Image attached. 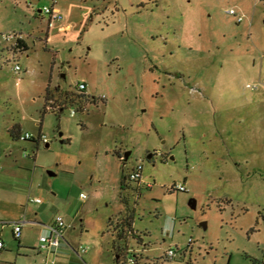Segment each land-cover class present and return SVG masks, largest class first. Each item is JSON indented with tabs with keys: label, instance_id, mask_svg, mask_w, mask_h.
Listing matches in <instances>:
<instances>
[{
	"label": "rangeland",
	"instance_id": "1",
	"mask_svg": "<svg viewBox=\"0 0 264 264\" xmlns=\"http://www.w3.org/2000/svg\"><path fill=\"white\" fill-rule=\"evenodd\" d=\"M0 242V264H264V0H0Z\"/></svg>",
	"mask_w": 264,
	"mask_h": 264
},
{
	"label": "built area",
	"instance_id": "2",
	"mask_svg": "<svg viewBox=\"0 0 264 264\" xmlns=\"http://www.w3.org/2000/svg\"><path fill=\"white\" fill-rule=\"evenodd\" d=\"M41 13L47 17L49 26L55 22H59L62 20V16H61L60 12L57 9H55L54 6H52L51 8L43 7V9L41 10ZM227 14L230 16H234L236 23H240L242 20L240 16H238V17L236 16L234 10H232V9L227 11ZM1 39L3 40V42L10 44V49L13 50L14 52L15 51L18 52L20 49H22V47H20V45L22 44L23 39L18 34L13 33V34L2 35ZM13 71H14V73L19 72L20 71L19 66L15 65L13 68ZM247 87H249V86H247ZM76 89L78 92L83 93L86 90V86L84 83H79ZM70 115L74 116L75 112L70 111ZM20 139L23 141H28V140H32L33 137L26 133L24 135H21ZM38 140L45 141L44 137H42L41 135L38 136L37 141ZM141 173H142V165L137 164L132 169L131 173L128 175L127 180L129 182H137L138 183L141 180ZM174 190H176L178 192H185L186 191L183 186H177L174 188ZM81 197H84V196L81 195ZM31 202L40 203L41 200L37 198V199L31 200ZM21 228H22V224H20V223H15L13 225L12 236L14 239L18 240L20 238ZM65 229H66V226H65L63 220L60 217H56L54 222L52 223V225L49 226V235L48 236H41L39 238V242L41 243V249H49V248L58 247L60 240L63 238V234H64ZM1 247H2V243L0 242V248ZM85 252H86V248H82V247L78 248V253L80 255L84 254ZM127 253H128V250H127ZM175 257H176V252L173 251L172 249H168L162 258L161 264H170L171 260H173ZM122 264H134V257L132 256L128 260H124Z\"/></svg>",
	"mask_w": 264,
	"mask_h": 264
},
{
	"label": "trees",
	"instance_id": "3",
	"mask_svg": "<svg viewBox=\"0 0 264 264\" xmlns=\"http://www.w3.org/2000/svg\"><path fill=\"white\" fill-rule=\"evenodd\" d=\"M20 47L27 48L26 45L24 44V42H22ZM79 97L82 98V103H84L85 101H89V99L92 100V101L94 100V98H90L89 96L81 95ZM45 100H49V98H48V90H46V93H45ZM9 133L12 136V138L18 139V140L20 139L21 135L19 134V130L17 129L16 126H13L9 130ZM119 158H121V156H119ZM122 184H123V181H121V186H122ZM132 219H133L132 218V214L131 213H127L122 219H120V222H118L116 224V226H115V224H114V226H112L111 222L109 223L108 226H109V228L111 227L110 231H112L111 233H112V236L114 237L113 241H112V246H113V251L114 252L116 250H121L118 246H116L115 241L124 242L125 244H127L128 238L132 239V240L136 238V236H135V234L133 233V230H132ZM139 243H140V240H139ZM117 254L119 255V253H117ZM133 257H134V264H137V260L139 258V255L133 254Z\"/></svg>",
	"mask_w": 264,
	"mask_h": 264
},
{
	"label": "crops",
	"instance_id": "4",
	"mask_svg": "<svg viewBox=\"0 0 264 264\" xmlns=\"http://www.w3.org/2000/svg\"><path fill=\"white\" fill-rule=\"evenodd\" d=\"M52 6L55 7V4H53ZM55 9H57V8L55 7ZM57 10H58V9H57ZM58 11H59V10H58ZM38 12L41 13L40 10H39ZM65 28H68V29H67V31H68V30L71 28L70 24L66 23V24L62 27V29L65 30ZM82 83H83V82H82ZM20 135H21V134H20ZM128 155H129V153H128ZM123 165H124V164H123ZM138 183H140V182H138ZM81 195H82V194H81ZM83 196H84V195H83ZM35 199H37V198H35ZM38 199H39V198H38ZM40 203H41V202H40ZM65 230H66V229H65ZM65 230H64V231H65ZM48 235H49V234H48ZM63 236H64V234H63ZM21 238H22V228H21V235H20V238H19L18 240L21 241ZM39 243H40V242H39ZM40 244H41V243H40ZM137 244H138V243H137ZM59 245H60V243H59ZM58 247H59V246H58ZM56 248H57V247H56ZM56 248H49V249H43V250H47V251H52V250H54V251H55ZM54 251H52V252H54ZM87 251H88V250H87V248H86V252H85L84 254H86ZM77 252H78V250H77ZM82 255H83V254H82ZM117 257H118V256H115V260H114L115 262H117V261H116V260H117Z\"/></svg>",
	"mask_w": 264,
	"mask_h": 264
},
{
	"label": "water",
	"instance_id": "5",
	"mask_svg": "<svg viewBox=\"0 0 264 264\" xmlns=\"http://www.w3.org/2000/svg\"><path fill=\"white\" fill-rule=\"evenodd\" d=\"M63 77V76H62ZM127 155H128V153L123 157V164L125 163V161H126V159H127ZM146 159L147 160H150L151 159V154H148L147 156H146ZM48 173V175L49 176H54V173H52V172H50V171H48L47 172ZM195 200L194 199H191L190 200V202H189V207L191 208V209H195ZM203 225V228H205V223H203L202 224Z\"/></svg>",
	"mask_w": 264,
	"mask_h": 264
}]
</instances>
